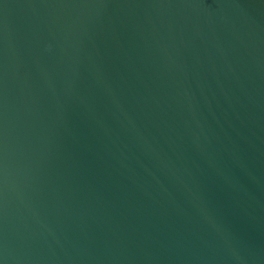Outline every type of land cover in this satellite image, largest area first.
Instances as JSON below:
<instances>
[{
	"label": "water",
	"instance_id": "1",
	"mask_svg": "<svg viewBox=\"0 0 264 264\" xmlns=\"http://www.w3.org/2000/svg\"><path fill=\"white\" fill-rule=\"evenodd\" d=\"M0 264H264V0H0Z\"/></svg>",
	"mask_w": 264,
	"mask_h": 264
}]
</instances>
